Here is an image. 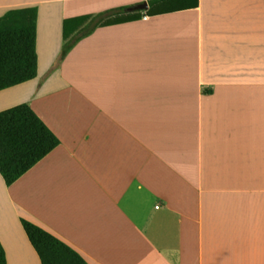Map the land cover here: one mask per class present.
Listing matches in <instances>:
<instances>
[{
	"label": "crops",
	"instance_id": "0c3cea01",
	"mask_svg": "<svg viewBox=\"0 0 264 264\" xmlns=\"http://www.w3.org/2000/svg\"><path fill=\"white\" fill-rule=\"evenodd\" d=\"M144 1L0 0L38 9L37 77L0 111L29 103L61 141L0 173L7 264H42L22 218L88 264H264V0L149 5L61 56L66 19Z\"/></svg>",
	"mask_w": 264,
	"mask_h": 264
},
{
	"label": "trees",
	"instance_id": "16d2710c",
	"mask_svg": "<svg viewBox=\"0 0 264 264\" xmlns=\"http://www.w3.org/2000/svg\"><path fill=\"white\" fill-rule=\"evenodd\" d=\"M149 13H162L197 6L198 0H148ZM128 6L98 14H87L64 21L62 57L83 37L98 26L138 18ZM165 9V10H161ZM37 7L12 9L0 17V91L37 77ZM61 143L29 103L0 111V173L8 186ZM23 227L42 264H88L76 250L55 235L28 219ZM0 264H7L6 251L0 241Z\"/></svg>",
	"mask_w": 264,
	"mask_h": 264
},
{
	"label": "water",
	"instance_id": "95a60500",
	"mask_svg": "<svg viewBox=\"0 0 264 264\" xmlns=\"http://www.w3.org/2000/svg\"><path fill=\"white\" fill-rule=\"evenodd\" d=\"M149 8V3L147 1H144L142 3L133 5V6H129L127 8V10L129 12H135V11H142V10H147Z\"/></svg>",
	"mask_w": 264,
	"mask_h": 264
}]
</instances>
